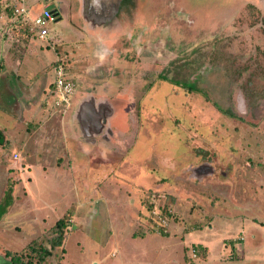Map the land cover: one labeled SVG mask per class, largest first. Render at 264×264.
<instances>
[{"label":"rangeland","instance_id":"1","mask_svg":"<svg viewBox=\"0 0 264 264\" xmlns=\"http://www.w3.org/2000/svg\"><path fill=\"white\" fill-rule=\"evenodd\" d=\"M124 1L86 0L119 29L107 53L85 0H20L30 15L52 4L44 40L0 0V264L33 238L50 255L32 264H264V0H172L174 20L150 15L129 39ZM56 55L74 84L66 108ZM87 99L110 111L92 140L73 114ZM160 205L166 235L148 218Z\"/></svg>","mask_w":264,"mask_h":264},{"label":"built area","instance_id":"2","mask_svg":"<svg viewBox=\"0 0 264 264\" xmlns=\"http://www.w3.org/2000/svg\"><path fill=\"white\" fill-rule=\"evenodd\" d=\"M10 4H2V9L9 7L11 19L17 20L20 25L26 26L30 35L35 39L44 40L47 39V24L55 21V14L50 9L41 8V10L34 15H30L29 8L20 3V0H12ZM54 79L52 82V90L54 94L53 105L66 108L70 104L72 94L74 92V84L72 81L65 77V67L63 63L56 61L53 66ZM150 215L156 219L159 228L162 232L166 231L165 218L160 217L156 210H151ZM241 239V238H239ZM190 257H196L194 247H190Z\"/></svg>","mask_w":264,"mask_h":264},{"label":"flooded vegetation","instance_id":"3","mask_svg":"<svg viewBox=\"0 0 264 264\" xmlns=\"http://www.w3.org/2000/svg\"><path fill=\"white\" fill-rule=\"evenodd\" d=\"M143 1V2H142ZM148 0H126V2L124 1L123 7H125L126 5L129 6V9L126 10V7L123 8V12H121L120 14L122 15V18L118 17V22L121 23L125 22L128 20V23L126 24V38L129 39L130 36L132 35L130 31V29H133L135 27V25H138V22H141V26H143L144 29H146V27H148L149 31L152 30V24H151V20L149 19V17H151L150 15L159 14V17L156 19V21L158 19H160L158 26L161 24V22L166 23L169 19L170 20H174L176 18V12L178 10H175L176 8L174 7V4L171 0V3L169 2H147ZM142 2V3H141ZM145 5L146 9L141 11L138 8V5ZM168 18V19H167ZM131 23H130V21ZM137 20V22H136ZM110 25H112V23H110L109 21L104 22V24L102 25L104 28L103 30H105V34L107 37H112L113 35H116L119 32L118 28H115L114 31L110 30ZM132 26V27H131ZM140 26V27H141ZM117 27V25H116ZM157 26H154V28H156ZM160 27V26H159ZM144 33L146 30H143ZM169 32L170 34L174 33L172 32V28L171 26L169 27ZM172 32V33H171ZM101 36V35H100Z\"/></svg>","mask_w":264,"mask_h":264},{"label":"trees","instance_id":"4","mask_svg":"<svg viewBox=\"0 0 264 264\" xmlns=\"http://www.w3.org/2000/svg\"><path fill=\"white\" fill-rule=\"evenodd\" d=\"M4 9L7 10L6 8ZM51 12L57 15L55 10L51 9ZM0 136L4 139L3 135L0 134ZM1 142H3V140L0 138V143ZM151 201L154 200L151 199ZM151 205H154V202L150 203L149 207ZM154 209L156 210V212L160 217L167 218L166 216H169V213L164 209L162 205L157 207H152V210ZM148 218H152L150 213L148 214ZM64 227L70 229L69 226H65L64 220L61 217L55 221L52 230L51 228L50 229L48 228V232H51L54 235L52 240H50V245L52 248L53 247L56 248L61 245L63 239L62 236L65 234V232L62 230L64 229ZM163 234L166 235L167 231H164ZM191 247H194L195 252L199 256H201V258L205 257L204 254H206V249L204 246L200 244H195L192 245ZM3 255L9 258L8 260L10 264H32L33 258H37V262H41L45 256L50 255V252H49V248H46L44 245L41 244L40 239L33 238L27 244L24 245V247L20 250V253H17V251L16 252L5 251L3 252Z\"/></svg>","mask_w":264,"mask_h":264},{"label":"water","instance_id":"5","mask_svg":"<svg viewBox=\"0 0 264 264\" xmlns=\"http://www.w3.org/2000/svg\"><path fill=\"white\" fill-rule=\"evenodd\" d=\"M90 2V1H89ZM118 3V0H114V3ZM45 8L52 9V4H48L45 6ZM84 13L89 16H83V20H86L89 24H92L91 26L97 27L101 23H104L108 21L109 15L112 13H109L108 11H102V9L99 6H92L88 5L85 0V5H84ZM93 105L89 99L78 102L76 109L74 111V118L77 119V122L83 123L86 122L88 126L95 127L94 131H89L86 133V136H88L91 140L93 139L94 136L98 132V124L99 121L102 119V122L110 116V111L109 109L104 111L103 108L100 107L101 112L97 115L93 111ZM100 106V105H98ZM102 106L107 107L105 104L102 103ZM81 131V130H80Z\"/></svg>","mask_w":264,"mask_h":264},{"label":"crops","instance_id":"6","mask_svg":"<svg viewBox=\"0 0 264 264\" xmlns=\"http://www.w3.org/2000/svg\"><path fill=\"white\" fill-rule=\"evenodd\" d=\"M32 2H35V1H37V0H31ZM48 5V2H46V3H44L43 5H42V7H44V6H47ZM26 6V5H25ZM27 7V6H26ZM28 8V7H27ZM80 16H81V14H79ZM56 20H58V18L57 17H55V21ZM105 33V30H102V32H99V34L101 35V34H104ZM95 36H97V35H95ZM102 36V35H101ZM113 38H114V36H112ZM98 38H100L99 40L101 41L100 42V46H102V45H104V46H106V49H107V53H109L110 52V50H108L109 48H112V50H114L115 48L114 47H112V46H110L109 47V44H108V42H107V39H109V37H107L106 36V38H101V37H98ZM48 39V38H47ZM112 41L114 42V39H112ZM104 42H107V43H104ZM108 44V45H107ZM6 54H4V56H5ZM2 58V57H1ZM57 60H59V62L61 63H63V59L61 60V57H59L58 55H56V57H55V59H54V65H55V63H56V61ZM63 65H65L64 63H63ZM52 69H53V67H52ZM67 70V68L65 67V71ZM50 88L52 89V86L50 85ZM76 106H77V104L75 105V109H76ZM205 247V246H204ZM162 249H165V248H162ZM166 251H167V249H165ZM206 250H207V248H206ZM206 254H207V251H206ZM206 257V256H205ZM205 257L203 258V259H205ZM161 264H165L164 262L163 263H161Z\"/></svg>","mask_w":264,"mask_h":264},{"label":"clouds","instance_id":"7","mask_svg":"<svg viewBox=\"0 0 264 264\" xmlns=\"http://www.w3.org/2000/svg\"><path fill=\"white\" fill-rule=\"evenodd\" d=\"M102 51H103L102 49H98V52L101 53V54H102Z\"/></svg>","mask_w":264,"mask_h":264}]
</instances>
